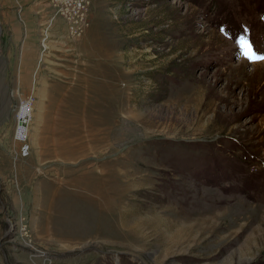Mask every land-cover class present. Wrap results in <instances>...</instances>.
I'll return each mask as SVG.
<instances>
[{
    "label": "rangeland",
    "instance_id": "374dc122",
    "mask_svg": "<svg viewBox=\"0 0 264 264\" xmlns=\"http://www.w3.org/2000/svg\"><path fill=\"white\" fill-rule=\"evenodd\" d=\"M83 1L0 0V264H264V0Z\"/></svg>",
    "mask_w": 264,
    "mask_h": 264
},
{
    "label": "built area",
    "instance_id": "2783aa9c",
    "mask_svg": "<svg viewBox=\"0 0 264 264\" xmlns=\"http://www.w3.org/2000/svg\"><path fill=\"white\" fill-rule=\"evenodd\" d=\"M60 3L64 4L63 16L66 18V23L68 24L67 27L69 31H71V33H79L81 31V26H82L81 15H82L83 9L85 8L84 1L83 0H60ZM67 20L69 21L67 22ZM16 113H17L16 122L18 123L16 124L14 132H13V139L14 141H17L20 144L19 151L20 153L24 154L27 152V146L25 144L26 135H27L26 134L27 133L26 132L27 130L26 119L27 118L23 114H20L18 112Z\"/></svg>",
    "mask_w": 264,
    "mask_h": 264
},
{
    "label": "snow or ice",
    "instance_id": "6c2138e0",
    "mask_svg": "<svg viewBox=\"0 0 264 264\" xmlns=\"http://www.w3.org/2000/svg\"><path fill=\"white\" fill-rule=\"evenodd\" d=\"M221 31L224 32L225 29L221 28ZM234 43L241 58L247 60L250 63L264 62V52H260L254 48L246 32L238 37H235Z\"/></svg>",
    "mask_w": 264,
    "mask_h": 264
},
{
    "label": "bare ground",
    "instance_id": "6f19581e",
    "mask_svg": "<svg viewBox=\"0 0 264 264\" xmlns=\"http://www.w3.org/2000/svg\"><path fill=\"white\" fill-rule=\"evenodd\" d=\"M264 64V63H263ZM22 107H25L24 103H22ZM28 109L30 110V104L28 105Z\"/></svg>",
    "mask_w": 264,
    "mask_h": 264
}]
</instances>
